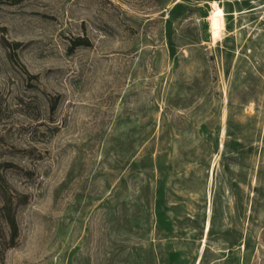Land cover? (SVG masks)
Here are the masks:
<instances>
[{
  "label": "rangeland",
  "instance_id": "374dc122",
  "mask_svg": "<svg viewBox=\"0 0 264 264\" xmlns=\"http://www.w3.org/2000/svg\"><path fill=\"white\" fill-rule=\"evenodd\" d=\"M0 165V264H264V0H0Z\"/></svg>",
  "mask_w": 264,
  "mask_h": 264
},
{
  "label": "trees",
  "instance_id": "16d2710c",
  "mask_svg": "<svg viewBox=\"0 0 264 264\" xmlns=\"http://www.w3.org/2000/svg\"><path fill=\"white\" fill-rule=\"evenodd\" d=\"M81 44L82 42L79 40V42H77L75 45L77 46ZM1 181H2V177L0 176V188L3 197L2 198L3 204L2 207L0 208V219L3 220L9 232V241L8 242L4 241L0 244L1 250L3 251L6 248H10L14 245V242L18 237V225L16 221L12 197L11 196L7 197L6 191L4 190L3 186H1Z\"/></svg>",
  "mask_w": 264,
  "mask_h": 264
},
{
  "label": "bare ground",
  "instance_id": "6f19581e",
  "mask_svg": "<svg viewBox=\"0 0 264 264\" xmlns=\"http://www.w3.org/2000/svg\"><path fill=\"white\" fill-rule=\"evenodd\" d=\"M223 26V11L221 8L216 7L212 14V30L216 34L218 29ZM208 228V227H207Z\"/></svg>",
  "mask_w": 264,
  "mask_h": 264
}]
</instances>
